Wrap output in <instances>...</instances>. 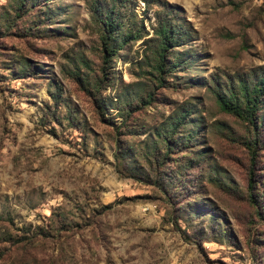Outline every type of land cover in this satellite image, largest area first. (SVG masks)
<instances>
[{
  "label": "rangeland",
  "instance_id": "rangeland-1",
  "mask_svg": "<svg viewBox=\"0 0 264 264\" xmlns=\"http://www.w3.org/2000/svg\"><path fill=\"white\" fill-rule=\"evenodd\" d=\"M158 1L103 74L88 0H0V264H264V97L257 134L217 99L264 77V0Z\"/></svg>",
  "mask_w": 264,
  "mask_h": 264
},
{
  "label": "trees",
  "instance_id": "trees-1",
  "mask_svg": "<svg viewBox=\"0 0 264 264\" xmlns=\"http://www.w3.org/2000/svg\"><path fill=\"white\" fill-rule=\"evenodd\" d=\"M124 1V0H123ZM146 5H150L152 2H159L158 0H142ZM24 2V0H23ZM122 0H88V6L92 17L100 25L101 28V49L103 58L102 72L105 74L107 63L110 59L117 55L119 50L125 46L130 40H136L140 37L138 30L124 28L126 23L123 22V16L120 14ZM165 8L171 10V5L168 2H164ZM156 26L154 28L155 34L158 36V49L156 50V64L155 68L160 73H163L166 67V56L169 52L171 43L176 41L174 36L175 29L163 19L160 15L156 16ZM105 77V76H104ZM217 97L220 108L239 119L246 121L256 132L258 129L259 110L263 104L264 97V77L256 80L249 85L245 81H241L238 85V89L230 91L227 96L222 94ZM152 97V96H151ZM171 136H164L162 142L166 146L165 152L162 154L163 158H166L169 151L172 149ZM257 135L253 140L247 141L248 149L251 152L253 160H255L256 147H257ZM257 143V144H256ZM250 182L248 187H252L253 172L250 173ZM251 199L253 198L250 193ZM105 208H109L110 205H105Z\"/></svg>",
  "mask_w": 264,
  "mask_h": 264
}]
</instances>
